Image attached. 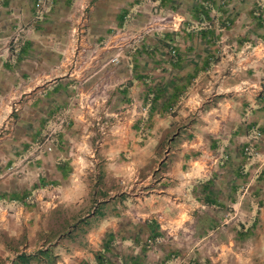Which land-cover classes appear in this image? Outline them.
<instances>
[{
    "label": "crops",
    "instance_id": "0c3cea01",
    "mask_svg": "<svg viewBox=\"0 0 264 264\" xmlns=\"http://www.w3.org/2000/svg\"><path fill=\"white\" fill-rule=\"evenodd\" d=\"M35 1L0 0V123L9 119L0 136V264L33 255L26 243L44 190L91 168L101 190L89 193L94 205L79 227L94 253L58 254L54 264H185L178 252L201 249L213 250L211 264L263 262L264 58L256 51L238 61L235 51L264 42V0H51L42 21ZM129 20V36L141 41L113 55V31ZM54 121L64 129L50 161L58 178L48 184L38 166L49 163L34 167L24 154ZM21 229L28 241L15 252L5 239Z\"/></svg>",
    "mask_w": 264,
    "mask_h": 264
},
{
    "label": "rangeland",
    "instance_id": "374dc122",
    "mask_svg": "<svg viewBox=\"0 0 264 264\" xmlns=\"http://www.w3.org/2000/svg\"><path fill=\"white\" fill-rule=\"evenodd\" d=\"M130 23V20L126 23V25L120 29H116L113 32H115L112 36L117 37L118 43L116 41L112 44L114 46V49L112 50L113 55L115 52L120 51L122 48H126V46H129L136 40H140L138 37L133 38L129 36L130 34L135 33L128 24ZM146 23V21H145ZM144 27V25H143ZM157 31V30H155ZM147 35V34H145ZM110 36V37H112ZM138 38V39H137ZM141 41V40H140ZM137 43V42H136ZM116 47V48H115ZM235 51V50H234ZM256 51H262L263 58H264V42L259 41L255 45H246L240 48H237L235 51V54L237 55V60L242 61L245 60L247 57L255 53ZM121 52V51H120ZM112 55V56H113ZM254 55V54H253ZM252 55V56H253ZM254 57V56H253ZM120 56H118V59L120 61ZM141 62H143V59L141 58ZM108 67L112 66L113 64H116L114 57H108L107 59ZM240 72H247L248 68L245 64H241L239 67L237 66V71ZM258 73V72H257ZM260 80L262 81L264 79V73H259ZM209 80V79H208ZM15 101V100H14ZM11 107V115L17 114L14 109V105H9ZM5 109H7L5 107ZM8 110V109H7ZM3 117V116H2ZM6 121H9L8 118L2 123H0V136H2V133H4L3 128L6 126ZM54 121L51 127L49 128L48 131L44 132L36 141L34 144L33 142H29L26 144L28 149L26 150V153L24 154V157H26V160L24 161L28 163L27 164H35L38 161H44V163H49L45 164L44 167H39L38 174L41 173L42 176H44V179L48 180V184H52L53 182L57 181L58 175L55 172L54 167L51 165V159L53 157V143L54 142H45L46 138L48 135H51L55 139V135L57 134V131L59 129H64L63 121ZM4 125V126H2ZM111 125V122L107 123V126L109 127ZM59 130V131H61ZM94 137V136H93ZM98 138H92V144H93V150L97 148L98 144L97 143ZM67 143L69 145H72L75 142H70L67 140ZM78 143V142H77ZM40 144L43 145L41 150H38L36 152L35 148L39 146ZM50 147L51 150H48ZM69 148V147H68ZM37 149V148H36ZM74 150V149H72ZM75 151V150H74ZM80 152V151H79ZM78 154V150H77ZM79 155L83 156V153H79ZM94 156L97 161L102 159V156L96 151L94 153ZM43 157V158H42ZM75 157L74 155H70V153L65 156L66 159H70V162L73 161V158ZM87 158H89L88 155H86ZM45 159V160H44ZM6 159L3 158V161ZM143 161V159L139 160ZM100 163V162H99ZM156 161H151L150 166L148 169L155 166ZM23 164H21L22 167ZM34 167L37 165H33ZM73 166L76 167V164H73ZM92 171L90 170H69L67 171V177L70 176L69 181L65 178L59 185V187H53L52 185L47 188V190H44L43 192V201L41 207H37V209L34 211L35 215L34 217V223L36 227V234H35V239H33L32 242H27V249L31 251V253L35 254L37 251L44 249L47 245L44 244V241L42 237L46 238V236L54 235L57 236L56 239L54 238L53 244L54 248L52 249L54 255H58L59 257H69L72 256L73 258L79 260V259H84L85 257H89L90 259L92 256L90 254H93L94 251H91L88 249V246L90 243L88 242L89 239V234L87 231H85L84 228L77 226L75 230H71L70 236H66V229L70 226L69 229H72L77 222H80L81 216L86 214L87 212H90L94 203L93 199L90 198V192H93L95 189L97 191H100V186L97 181V173H96V168H91ZM147 169V168H146ZM27 173L25 171H21V174ZM32 175H34V172L32 171ZM27 177L29 179L30 174L27 173ZM73 176H72V175ZM75 176V178H74ZM33 179V178H32ZM74 179H77L76 181H73ZM95 183V184H94ZM96 186V188H95ZM112 186V184H108L105 186L107 189H109ZM146 188L144 189L143 193L145 194ZM60 195L61 198H57V195ZM63 201L61 202L60 208H57L53 206L54 204H59L58 200ZM255 214V213H254ZM253 214L252 220L255 218L258 220V216ZM264 225V219L263 222L261 223ZM260 225V224H259ZM30 226V225H29ZM31 227V226H30ZM28 228V230L30 229ZM24 229V228H23ZM21 229V234L19 235V239L14 240L12 238H6L5 240L7 241V246L10 249H16L18 250V246L24 247L25 242L28 241L26 236H27V229L23 230ZM32 229V228H31ZM30 229V230H31ZM29 230V231H30ZM65 232V233H64ZM52 233V234H50ZM44 235V236H43ZM97 236V235H94ZM263 236V235H259ZM260 238V237H259ZM262 238V237H261ZM259 239L261 241L262 239ZM264 240V238H263ZM156 244V243H155ZM165 244V242H157L156 248L160 249L162 251V246ZM25 248V247H24ZM23 248V249H24ZM39 248V249H38ZM185 252V259L184 261L185 264L188 262L191 257H194L195 259H198L200 261V264H211V259L208 258L207 256L213 253V250L211 249H201V250H192V251H180L178 252L179 256L181 257L184 255ZM264 252V250H263ZM158 253V251H157ZM173 253H175L173 251ZM88 254V255H87ZM159 254V253H158ZM161 255V254H160ZM191 255V256H190ZM190 256V257H188ZM174 257L177 258V255L174 254ZM158 259V258H157ZM262 260H257L255 264H264V261L261 262ZM235 264H252L251 262L245 261L244 263L242 262H236Z\"/></svg>",
    "mask_w": 264,
    "mask_h": 264
},
{
    "label": "trees",
    "instance_id": "16d2710c",
    "mask_svg": "<svg viewBox=\"0 0 264 264\" xmlns=\"http://www.w3.org/2000/svg\"><path fill=\"white\" fill-rule=\"evenodd\" d=\"M175 45H176V43H174V42L170 43V44L167 43L165 45L167 48H169L168 49V53L171 56V58H174L176 56L177 50H176V46ZM172 47L175 48V55L174 56H172L171 53H170V49ZM255 143H256V140H250V142L247 143L246 146L244 147V153L247 154V152L245 151V148L248 147V146H251L254 149V145H256ZM254 151H255V149H254ZM61 172H66V170H61ZM41 184H43V186H47L48 185L47 183H44V182L41 183ZM103 196H105V195H103ZM80 223H81V221L77 222V224H75L72 229H69V227H68L66 229V233L64 232L66 234V236L69 237L71 230H75L76 227L79 226ZM50 234H52V233H50ZM56 237L57 236L50 235V236H46V238L42 237V239H43L45 245H48V244L51 245V244H53L54 238L56 239ZM15 252H19V251L16 250ZM58 258H59L58 255H54L53 254V251H52L51 248L46 247L45 249H41V250L37 251V253H35L33 255H27V254H25L23 252L19 253L16 256V259L13 261V264H29L32 260H36L38 262H40V261H45V262H49V263L51 262V264H54L57 261Z\"/></svg>",
    "mask_w": 264,
    "mask_h": 264
},
{
    "label": "built area",
    "instance_id": "2783aa9c",
    "mask_svg": "<svg viewBox=\"0 0 264 264\" xmlns=\"http://www.w3.org/2000/svg\"><path fill=\"white\" fill-rule=\"evenodd\" d=\"M50 4H51V0H36L35 4H34V19L36 21H42L46 15V13L49 11L50 8ZM164 18H159V17H155L153 19V22H162L164 21ZM152 26L149 27L148 32L151 31H155V30H160V31H164L163 27H158V28H151ZM168 29H171V31H177V27H175V25L173 24L172 26H170ZM170 31V30H169ZM170 53L172 56L175 55V48H171L170 49ZM260 92L264 93V79L261 81L260 83ZM260 136V132L259 131H255L254 134L251 137V140H257ZM50 141L51 143L54 142V138L51 135H48L45 142ZM250 142V141H249ZM43 147L42 144H40L39 146H37V150H41V148ZM48 150H51L50 147L48 148ZM245 151L247 152L248 155H253L255 153L253 147L248 146L245 148Z\"/></svg>",
    "mask_w": 264,
    "mask_h": 264
}]
</instances>
